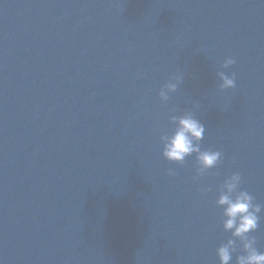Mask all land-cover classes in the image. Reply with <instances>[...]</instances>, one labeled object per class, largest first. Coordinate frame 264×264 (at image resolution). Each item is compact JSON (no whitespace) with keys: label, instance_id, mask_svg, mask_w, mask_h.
I'll list each match as a JSON object with an SVG mask.
<instances>
[{"label":"water","instance_id":"water-1","mask_svg":"<svg viewBox=\"0 0 264 264\" xmlns=\"http://www.w3.org/2000/svg\"><path fill=\"white\" fill-rule=\"evenodd\" d=\"M186 111L223 153L199 179L162 155ZM233 172L264 251V0H0V264H220Z\"/></svg>","mask_w":264,"mask_h":264},{"label":"clouds","instance_id":"clouds-1","mask_svg":"<svg viewBox=\"0 0 264 264\" xmlns=\"http://www.w3.org/2000/svg\"><path fill=\"white\" fill-rule=\"evenodd\" d=\"M236 61L228 57L221 65L228 68ZM221 83L220 89L234 88L236 86L235 73L226 74L224 71L217 73ZM183 80V74H176L163 84L159 89V97L162 101L169 99L170 93L177 90L178 84ZM198 108L199 105H194ZM172 123L176 125L171 134H161L162 155L168 161L183 164L185 158L195 153L198 167L195 169L196 175L193 179L207 174V170L216 167L223 161V153L220 150L202 149L200 141L205 134L204 124L195 118L192 111L183 112L177 116L170 117ZM170 176L176 175L173 168L167 169ZM242 177L239 172H233L221 184V191L216 200L217 206L222 207V225L226 232H231V238L221 243L216 254L220 264H230L233 253L237 252V240L242 253L236 255V264H264V251H259L256 247V238L249 235L258 228L262 206L255 203L254 196L247 190L242 189ZM209 188L201 189L202 192L209 191Z\"/></svg>","mask_w":264,"mask_h":264}]
</instances>
